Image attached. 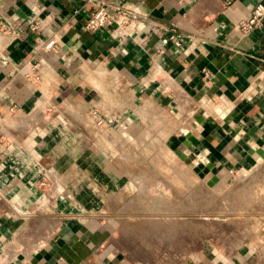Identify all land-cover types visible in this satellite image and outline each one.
Here are the masks:
<instances>
[{
	"label": "crops",
	"instance_id": "obj_1",
	"mask_svg": "<svg viewBox=\"0 0 264 264\" xmlns=\"http://www.w3.org/2000/svg\"><path fill=\"white\" fill-rule=\"evenodd\" d=\"M97 3L129 24L87 31ZM257 4L0 0V264H130L109 200L165 177L155 154L211 186L264 162V13L242 27ZM42 180L61 186L52 203Z\"/></svg>",
	"mask_w": 264,
	"mask_h": 264
},
{
	"label": "rangeland",
	"instance_id": "obj_2",
	"mask_svg": "<svg viewBox=\"0 0 264 264\" xmlns=\"http://www.w3.org/2000/svg\"><path fill=\"white\" fill-rule=\"evenodd\" d=\"M138 150L139 156L146 152ZM152 166L165 177L127 188L109 200L112 214L120 218L116 236L127 262L179 264L204 252L218 259L237 255L245 264H264V162L220 186L183 178V168L161 155L155 154ZM52 186V193L49 185L42 186L49 203L62 194L56 180Z\"/></svg>",
	"mask_w": 264,
	"mask_h": 264
},
{
	"label": "built area",
	"instance_id": "obj_3",
	"mask_svg": "<svg viewBox=\"0 0 264 264\" xmlns=\"http://www.w3.org/2000/svg\"><path fill=\"white\" fill-rule=\"evenodd\" d=\"M264 13V5L262 4H257L250 17L246 19L242 23L243 28H252V27H257L261 23V19ZM130 22V15L129 13L125 10L124 6H111L106 3H97V8L96 10L92 11L89 16L86 18L85 23H84V28L87 31L90 32H95L101 28L107 27V26H116L118 28H121L125 25H128ZM29 27L33 31H40L41 25L37 21H32L30 22ZM57 43V36L53 35L43 43V48L45 49H50L52 48L55 44ZM203 74L204 77H208V71L203 69ZM260 76L264 78V67L259 71ZM40 184L43 186L45 182L42 180L40 181Z\"/></svg>",
	"mask_w": 264,
	"mask_h": 264
},
{
	"label": "bare ground",
	"instance_id": "obj_4",
	"mask_svg": "<svg viewBox=\"0 0 264 264\" xmlns=\"http://www.w3.org/2000/svg\"><path fill=\"white\" fill-rule=\"evenodd\" d=\"M261 168V167H260ZM258 172V171H257ZM261 174V173H260ZM263 177V176H262ZM169 204V203H168ZM154 209V208H153Z\"/></svg>",
	"mask_w": 264,
	"mask_h": 264
}]
</instances>
